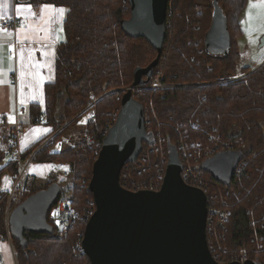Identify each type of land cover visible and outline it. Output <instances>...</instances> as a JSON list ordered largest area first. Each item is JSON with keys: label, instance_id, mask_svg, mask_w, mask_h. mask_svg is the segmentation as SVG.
<instances>
[{"label": "trees", "instance_id": "1", "mask_svg": "<svg viewBox=\"0 0 264 264\" xmlns=\"http://www.w3.org/2000/svg\"><path fill=\"white\" fill-rule=\"evenodd\" d=\"M34 7L48 3L63 6L65 39L57 46L55 79L45 84V104H29V118L38 124L45 118L54 134L22 151L24 161L66 164L67 196L64 187L54 205L63 201L70 210L71 225L65 236L56 225L52 210L48 222L53 232H26L22 240L11 235L6 222L9 192L0 197V233L15 246L18 264H91L81 248L83 233L96 205L88 191L93 165L103 139L115 122L123 94L132 88L134 97L145 107L146 128L152 135L138 159L125 165L121 183L160 187L168 162V146L175 145L186 169L197 177L209 203H223L230 210L224 227L206 231L212 254L222 261L244 250L247 259L264 264V63L258 68L242 67L238 39L243 35L242 18L247 0H218L231 35L228 54L205 50L204 38L213 13V0H169L167 32L158 65L148 80L134 87V71L146 67L158 50L143 37H131L121 26L131 16L129 0H30ZM120 97V99H118ZM95 112L84 126L85 138L71 142L61 151L53 146ZM0 129H4L3 127ZM11 134L14 127L11 128ZM83 132V131H82ZM8 139L11 149L12 136ZM47 139V140H46ZM13 147V146H12ZM235 150L241 161L230 182H218L202 167L218 152ZM205 151H208L205 154ZM9 157V156H8ZM15 160L2 166L19 175ZM61 169V168H60ZM35 180H25L19 205L31 194L44 189ZM14 203L11 204L10 212ZM8 224V225H7ZM8 226V227H7ZM9 231V233H8ZM11 236V237H10Z\"/></svg>", "mask_w": 264, "mask_h": 264}, {"label": "water", "instance_id": "2", "mask_svg": "<svg viewBox=\"0 0 264 264\" xmlns=\"http://www.w3.org/2000/svg\"><path fill=\"white\" fill-rule=\"evenodd\" d=\"M168 2L129 0L131 16L122 20V29L131 37L146 38L158 50L152 63L135 69L134 87L144 77L149 80L158 65L167 32ZM231 40L227 17L218 0H213L205 50L228 54ZM150 138L145 107L129 88L103 139L88 185L96 209L87 220L81 248L91 264H262L253 259L225 263L215 259L206 235L207 194L184 179L185 165L175 145L168 146L160 188L132 191L121 184L123 167L138 159ZM240 161L238 151L227 150L206 159L202 167L226 184ZM60 194L61 187L52 183L13 208L8 215L10 235L22 240L26 232H53L48 215Z\"/></svg>", "mask_w": 264, "mask_h": 264}, {"label": "crops", "instance_id": "3", "mask_svg": "<svg viewBox=\"0 0 264 264\" xmlns=\"http://www.w3.org/2000/svg\"><path fill=\"white\" fill-rule=\"evenodd\" d=\"M45 4L53 8H64ZM28 5H31V11ZM18 6H23L19 13L16 10ZM41 6L34 7L30 0H13L11 10H4L0 0V20L5 16L17 18L15 35L5 33L0 28V116L3 118L0 126L13 128L17 121L22 122V134L18 143L21 151L49 135L53 129L46 123L33 124L28 112L29 104L33 102L44 106L45 84L55 79L57 46L65 39V14L63 17L57 16L49 26L48 15L41 18ZM31 12L36 15L33 16ZM21 47L24 49L23 53ZM21 107L26 108L24 113L18 112ZM61 141L62 139L59 142ZM8 147L9 144L7 149Z\"/></svg>", "mask_w": 264, "mask_h": 264}, {"label": "rangeland", "instance_id": "4", "mask_svg": "<svg viewBox=\"0 0 264 264\" xmlns=\"http://www.w3.org/2000/svg\"><path fill=\"white\" fill-rule=\"evenodd\" d=\"M4 3L5 0H1L2 9L5 10L3 6ZM250 3L257 6L250 8ZM7 4L8 7L6 9L11 10L13 6V0H7ZM258 5H260V0H247V5L242 18L243 35L238 39V45L242 54V63L241 65H239L238 74L235 77L244 75V69L241 71L242 67L249 66L251 70H254L264 63V6ZM87 121L88 114L82 117L79 124L74 126L67 134L64 135V137H62L61 142H58L53 146V150L61 151L67 146L71 145V142L75 143L76 141L83 140L86 136V134L84 133V126ZM2 127L4 129H0V134H2L1 136H4V134L5 137L12 136V130H10V127L4 125L0 126V128ZM52 136L53 133L49 134L47 139ZM7 143V138L0 139V168H2L3 165H8V162L10 161V157H8L6 153ZM66 170L60 169L58 162L54 160L40 164L35 162L31 163L30 159H28L24 161V165L19 166V175H13L9 168H5L3 169V171H0V197L3 190L5 192H9V196H11V192L15 188L14 196L12 195L13 199H8L6 208V222L7 217L10 213L12 202L14 203V206H16L15 204L20 199V191H17V187L20 186V190L25 187L26 179H28L29 181L35 180L34 182L42 188H44V186L49 181L55 180L56 182L60 183L62 187H64L63 196H67L69 194V191L67 189L68 177L65 174ZM20 176L21 179L16 185L18 177ZM54 212L58 213V215L54 216ZM52 216L55 218L57 227L60 231H62L63 228L61 225V211L57 206H54L52 210ZM16 252L17 251H15V246L13 245L12 240L10 238L4 237L0 233V264H18L16 260Z\"/></svg>", "mask_w": 264, "mask_h": 264}, {"label": "built area", "instance_id": "5", "mask_svg": "<svg viewBox=\"0 0 264 264\" xmlns=\"http://www.w3.org/2000/svg\"><path fill=\"white\" fill-rule=\"evenodd\" d=\"M10 17V18H9ZM16 26H17V18L15 16H5L0 20V28L4 31L5 33L8 34H14L16 33ZM118 99H120V97H118ZM26 111L25 107H21L19 108V113H24ZM95 117V112L91 111L88 114V119H92ZM3 118L2 116H0V122H2ZM41 124H45L46 120L45 118H40V122ZM14 132L12 133V137H11V141L10 144L13 146H11V149L7 152V155L12 159L18 162L19 165H24V160L22 158V151L21 149H19L18 143H19V139L20 136L22 134V122L17 121L14 125ZM208 151H205V154H207ZM182 159V158H181ZM183 162V161H182ZM184 163V162H183ZM185 165V163H184ZM239 165V164H238ZM66 166V164L62 165L60 164V168L64 169ZM25 167V166H24ZM238 169V166L235 169ZM234 172V173H235ZM22 174V173H21ZM182 175L184 177V179L191 185L197 186L202 188L203 190H205L200 183H197V177L196 175H194V173L189 169H186V166L182 172ZM164 178V177H163ZM21 179V176L18 177V180L16 182V185L19 183ZM121 181V180H120ZM163 182V181H162ZM122 184V183H121ZM15 185V187H16ZM124 187H126L129 190L132 191H139L142 189H150L148 187H144L141 183H135L133 184L131 187L130 186H126L125 184H122ZM162 185V183H161ZM160 185V186H161ZM160 188V187H158ZM156 188V189H158ZM15 188L12 190L11 192V196L14 193ZM206 192V191H205ZM10 196V198H11ZM207 208H208V217H207V225H206V231H214L215 234H213V236L218 240L219 238V233H217V230L221 227L225 226L226 221L228 220L229 216H230V210L228 209V207H224L223 203L221 205H216L214 203V201H212L211 203H209V197L207 196ZM60 211H61V225H62V230L64 235H67V231L68 228L70 227V223L71 221H69V218L67 217V214L70 212V210L66 207L65 203L62 201L60 203ZM86 220H88L89 218L85 217ZM214 256V255H213ZM215 257V256H214ZM216 260H218L215 257ZM247 259V251H240L239 253L235 254L232 257L231 261H239V262H244ZM219 262L225 263L226 261H222V258L220 260H218ZM230 262V261H227Z\"/></svg>", "mask_w": 264, "mask_h": 264}, {"label": "snow or ice", "instance_id": "6", "mask_svg": "<svg viewBox=\"0 0 264 264\" xmlns=\"http://www.w3.org/2000/svg\"><path fill=\"white\" fill-rule=\"evenodd\" d=\"M3 6H4L5 9L8 7L7 0H5V3H4ZM254 6H257V5H253L252 3L249 4V7H250V8H252V7H254ZM258 6H264V0H260V5H258ZM21 7H23V6H18V7H17V9H16V10H17V13H19ZM27 7H28L29 10L31 11V5H28ZM65 11H66V10H65L64 8H53V6H51V5H47V4L41 6V9H40L41 18H42L45 14L48 15V21H47V24H48L49 26H50L52 23L55 22L57 16H58V17H63L64 14H65ZM53 13H54L55 15H53ZM31 14H32L33 16L36 15L35 12H31ZM9 18H10V17H9ZM41 30H43V29H41ZM4 31H6V30H4ZM23 51H24V49H23V47H21V53H23ZM45 55H47V53H45ZM9 119L12 120V117H9ZM45 131H48V130H45ZM53 215H54V216H55V215H58V213L54 212Z\"/></svg>", "mask_w": 264, "mask_h": 264}]
</instances>
